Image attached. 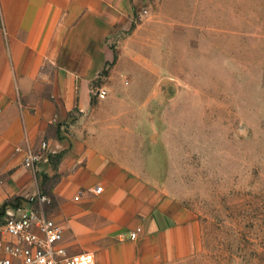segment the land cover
I'll return each instance as SVG.
<instances>
[{"label": "rangeland", "instance_id": "374dc122", "mask_svg": "<svg viewBox=\"0 0 264 264\" xmlns=\"http://www.w3.org/2000/svg\"><path fill=\"white\" fill-rule=\"evenodd\" d=\"M131 23L91 94L186 211L190 250L156 264H264V0H143Z\"/></svg>", "mask_w": 264, "mask_h": 264}, {"label": "crops", "instance_id": "0c3cea01", "mask_svg": "<svg viewBox=\"0 0 264 264\" xmlns=\"http://www.w3.org/2000/svg\"><path fill=\"white\" fill-rule=\"evenodd\" d=\"M142 1L0 0V207L45 193L83 264H156L170 247L191 248L155 159L128 152V129L91 94ZM28 151L41 154L33 167ZM136 226L137 238H118Z\"/></svg>", "mask_w": 264, "mask_h": 264}, {"label": "built area", "instance_id": "2783aa9c", "mask_svg": "<svg viewBox=\"0 0 264 264\" xmlns=\"http://www.w3.org/2000/svg\"><path fill=\"white\" fill-rule=\"evenodd\" d=\"M106 94L105 88L95 92L97 97ZM46 148V143L42 142L40 149ZM40 159V153L28 151L23 155L22 163L25 167H33ZM100 190L99 186L94 188L95 193ZM46 202L49 198L38 192L5 207L0 219V264H83V255L70 252L64 243L63 225L39 207ZM140 231L141 227L136 226L121 232L118 238L135 239Z\"/></svg>", "mask_w": 264, "mask_h": 264}, {"label": "trees", "instance_id": "16d2710c", "mask_svg": "<svg viewBox=\"0 0 264 264\" xmlns=\"http://www.w3.org/2000/svg\"><path fill=\"white\" fill-rule=\"evenodd\" d=\"M116 58V55H114V59ZM19 199H14L13 201L10 202H5L1 207H0V219L2 218L3 214H4V210L5 207L8 205H15V203L18 201Z\"/></svg>", "mask_w": 264, "mask_h": 264}, {"label": "water", "instance_id": "95a60500", "mask_svg": "<svg viewBox=\"0 0 264 264\" xmlns=\"http://www.w3.org/2000/svg\"><path fill=\"white\" fill-rule=\"evenodd\" d=\"M162 81H166V79H163Z\"/></svg>", "mask_w": 264, "mask_h": 264}]
</instances>
